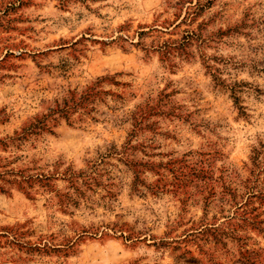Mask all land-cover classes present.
Instances as JSON below:
<instances>
[{"label":"rangeland","instance_id":"rangeland-1","mask_svg":"<svg viewBox=\"0 0 264 264\" xmlns=\"http://www.w3.org/2000/svg\"><path fill=\"white\" fill-rule=\"evenodd\" d=\"M0 264H264V0H0Z\"/></svg>","mask_w":264,"mask_h":264},{"label":"trees","instance_id":"trees-1","mask_svg":"<svg viewBox=\"0 0 264 264\" xmlns=\"http://www.w3.org/2000/svg\"><path fill=\"white\" fill-rule=\"evenodd\" d=\"M66 108H67V106H66Z\"/></svg>","mask_w":264,"mask_h":264}]
</instances>
